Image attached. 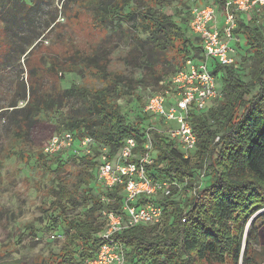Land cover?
Returning a JSON list of instances; mask_svg holds the SVG:
<instances>
[{
	"label": "trees",
	"instance_id": "obj_1",
	"mask_svg": "<svg viewBox=\"0 0 264 264\" xmlns=\"http://www.w3.org/2000/svg\"><path fill=\"white\" fill-rule=\"evenodd\" d=\"M45 2L0 0V21L7 51L3 55L5 58L12 50L16 60H20V55L25 54L33 41L47 29L50 21H41L39 15ZM90 2L96 8V21L100 25L111 19L130 21L136 18L135 28L147 34L150 54L156 62L175 60V57H168V53L174 51L176 61H173L172 73L163 67L147 70L136 81L137 91L143 87L151 92L164 88L160 81L182 68L186 60L201 57L200 40L189 31V10L176 11L175 14L161 11L172 0H139L138 4L130 0ZM233 34L242 39L255 65L250 80L246 81L243 68L236 63L221 65L213 60L215 65L211 73L216 78L218 72L221 73L217 80L223 99L214 106L190 113L189 120L197 136L193 155L184 157L170 138L155 130L150 131L152 161L145 164V172L152 180H168L176 184L171 187V196L158 199L163 207L158 223L132 226L116 234V238L125 244L127 264H196L197 261L264 264V255L261 256L254 245L256 232L253 228L244 231L252 215L264 208V23L255 22L254 16L246 19L245 15L237 13ZM236 43L234 41L232 45L235 51ZM77 59L78 67H70V72L93 70L105 82L96 88L72 82L65 89L64 95L81 101L83 106L63 120V130L73 132L77 139L86 135L93 137L107 145L111 155L127 138L133 137L137 141L134 152L143 154L146 151L142 147L146 115L142 112L134 119H128L114 99V94H133L136 103L141 97L132 81L125 82L121 73L108 77L110 73L105 71V64L94 56L82 57L77 53ZM5 63L6 60L1 66ZM58 67L50 62L48 72L56 73ZM148 77L150 80L146 79ZM122 80L125 84L120 86L118 81ZM31 88L27 104L20 110L10 111L13 123L18 124L15 117L24 121L23 126L18 124L24 130L33 112L39 113L53 102L52 99L41 102L33 98ZM25 97L24 93L21 98ZM34 156L37 165L55 175V187L49 191V206L43 210L55 214L50 215L54 225L63 226L61 247L49 258L57 264H83L95 255L101 243L98 233L105 223L101 211L121 209V187L112 190L97 187L95 156L63 155V152L48 156L43 151ZM68 162L79 166L74 179L60 175ZM203 168L206 169V179L200 172ZM182 184L183 198L174 199L177 185ZM194 187L200 194L198 199L187 195V190ZM79 206L80 213L68 218L66 211L69 207ZM183 217L185 221H182Z\"/></svg>",
	"mask_w": 264,
	"mask_h": 264
},
{
	"label": "rangeland",
	"instance_id": "obj_2",
	"mask_svg": "<svg viewBox=\"0 0 264 264\" xmlns=\"http://www.w3.org/2000/svg\"><path fill=\"white\" fill-rule=\"evenodd\" d=\"M39 1H46L41 3L42 8L39 14L42 17L41 21L46 19L50 22L46 30H40L42 33L33 41L25 54L20 55V60H16L17 56L12 54L15 53L12 50L6 58L3 56L7 51L0 21V264H57L49 256L57 253L61 247L63 236L60 234L63 233V226L54 225L50 215L55 214L43 210L49 206V191L50 188L55 187V175L37 165L34 155L43 151L49 137L63 131V120L74 115L76 109L83 106L81 101H75L64 95L65 89L69 88L72 82L89 88L104 85V78L100 79L93 70L69 71V68L74 65L78 67L75 63L77 53L82 57L94 56L98 62L104 63L105 71L110 73L108 77L121 73L125 82L132 81L135 91L141 97L136 103L132 99L133 94L118 96L114 94V99L131 120L137 114L142 113L140 108L144 106L147 98L155 93L146 87L137 91L136 81L149 69L163 67L171 74L175 68L174 51H170L168 57L170 59L175 57V60L168 63L159 60L156 62L153 59L150 54L151 46L146 40L147 34L135 28L136 18L130 21L111 19L100 25L96 21V8L93 2H90L93 0ZM102 1L111 3L113 0ZM130 1H134V4L139 0ZM204 2L211 3L213 0H172L171 3L162 7L161 11L175 14L176 11L184 9L187 11L193 5H200ZM251 16H254L255 22L264 23V7L253 12ZM221 17L222 12L219 9L217 23L221 22ZM236 42L235 63L243 68L244 80L249 81L255 62L242 39L239 38ZM233 43L234 41H231V45ZM4 60L6 63L1 66ZM50 62L58 64L56 73L48 72ZM213 65L215 62L208 61L210 70H213ZM220 75L221 73L218 72V79ZM146 79L150 80V77ZM124 80L118 81L120 86L125 84ZM217 81L220 87V81ZM29 88L33 89L32 97L38 101L44 102V99H52L53 102L50 107L42 109L41 112H33L24 130L18 126V124L24 125L22 123L24 121L15 117L14 121L18 124L13 123L10 111L20 110L27 104ZM164 90L160 89L156 92H164ZM23 92L26 94L24 99L21 98L24 95ZM165 96L169 99L170 93ZM220 99H223L221 90L220 97L210 101L208 107L214 106ZM144 121L145 126H148L147 122H150L151 126L165 129V126L158 124V121L150 116H145ZM65 154L68 155L63 153ZM150 156L152 157V153ZM78 169V164L68 162L60 175L74 179ZM205 171L206 169L203 168L200 172L206 179ZM190 191L187 192L188 196L193 195V189ZM184 192L185 190L180 191L177 188L173 198H183ZM69 208L66 211L68 218H73L80 213V206ZM250 220L252 225L248 224ZM249 221L244 231L253 228L256 232L254 245L263 256L264 208L252 215ZM196 264L220 263L197 261ZM225 264L231 263L226 262Z\"/></svg>",
	"mask_w": 264,
	"mask_h": 264
},
{
	"label": "built area",
	"instance_id": "obj_3",
	"mask_svg": "<svg viewBox=\"0 0 264 264\" xmlns=\"http://www.w3.org/2000/svg\"><path fill=\"white\" fill-rule=\"evenodd\" d=\"M263 7L264 0H213L211 3L193 5L189 9L188 27L190 33L200 40L201 57L186 60L182 68L168 79L160 81L164 85V92L151 94L142 106L141 110L146 116L165 126V129L144 126L142 147L146 151L143 154L134 152L137 141L133 137L127 138L113 155L107 145L91 136L77 139L73 132L63 130L49 137L43 148L45 155L63 152L68 155L95 156L97 187L102 190L121 187V209L101 211L105 220L98 233L101 243L95 255L83 264H127L125 244L116 238V234L132 226L154 224L161 220L163 207L158 199L171 196V187L176 183L152 180L147 176L145 164L152 161L150 153L153 141L150 131L155 130L170 138L184 157L193 155L197 136L189 120L190 113L205 109L210 101L220 97L218 81L211 73L208 61L215 60L221 65L235 64V48L231 41L239 39L233 34L236 14L241 13L249 19L253 12ZM219 9L222 17L221 22L217 23ZM168 93L169 99L165 96ZM177 186L180 191L184 190V184ZM192 193L196 199L200 197L195 187ZM182 221H185L184 217Z\"/></svg>",
	"mask_w": 264,
	"mask_h": 264
},
{
	"label": "water",
	"instance_id": "obj_4",
	"mask_svg": "<svg viewBox=\"0 0 264 264\" xmlns=\"http://www.w3.org/2000/svg\"><path fill=\"white\" fill-rule=\"evenodd\" d=\"M251 220L248 222V224H250Z\"/></svg>",
	"mask_w": 264,
	"mask_h": 264
},
{
	"label": "bare ground",
	"instance_id": "obj_5",
	"mask_svg": "<svg viewBox=\"0 0 264 264\" xmlns=\"http://www.w3.org/2000/svg\"><path fill=\"white\" fill-rule=\"evenodd\" d=\"M245 238V237H244Z\"/></svg>",
	"mask_w": 264,
	"mask_h": 264
},
{
	"label": "crops",
	"instance_id": "obj_6",
	"mask_svg": "<svg viewBox=\"0 0 264 264\" xmlns=\"http://www.w3.org/2000/svg\"><path fill=\"white\" fill-rule=\"evenodd\" d=\"M199 1V0H198Z\"/></svg>",
	"mask_w": 264,
	"mask_h": 264
}]
</instances>
